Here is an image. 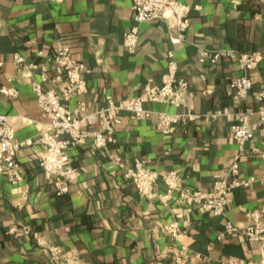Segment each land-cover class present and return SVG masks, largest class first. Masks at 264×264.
I'll use <instances>...</instances> for the list:
<instances>
[{
  "label": "crops",
  "instance_id": "0c3cea01",
  "mask_svg": "<svg viewBox=\"0 0 264 264\" xmlns=\"http://www.w3.org/2000/svg\"><path fill=\"white\" fill-rule=\"evenodd\" d=\"M181 1L191 7L183 41H170L166 21H145L139 25L137 50L128 53L122 40L132 24L131 0H0V86L11 84L18 90L13 97L0 93V112L10 115L20 139L34 137L44 121L31 86L39 69L27 64H45L51 74L58 42L89 68L83 74L85 91L68 100L72 109L82 106L94 112L106 105V95L115 101L138 95L148 77L160 81L169 53L177 75L189 83L184 106L143 103L154 111L183 114L168 135L157 128L155 112L142 119L121 112L113 142L97 148L87 140L73 147L79 175L63 195L55 193L51 178L38 167L37 145L20 149L17 179L0 173V264H44L49 254L37 246L33 233L58 246L59 258L68 257L73 264H154L157 259L168 264H229V259L244 264L260 257L258 242L242 232L248 212L264 213V121L257 114L250 116L255 135L246 141L235 175L238 181L253 180L230 190L224 216L177 201L176 193L167 203L141 198L124 176L139 157L159 172L177 171L185 188L207 189L216 173L229 168L237 150L231 116L208 114L238 106L227 90L229 80L243 72L231 59L200 63L197 46L258 50L262 58L249 71L248 104L257 106L252 92L264 89V0ZM14 52L25 59L20 71L12 61ZM82 126L99 128L97 122ZM162 187L159 183L156 189ZM224 218L239 229L219 238ZM173 221L184 230L179 239L163 229ZM12 225L27 226L30 234L13 235L7 231Z\"/></svg>",
  "mask_w": 264,
  "mask_h": 264
},
{
  "label": "built area",
  "instance_id": "2783aa9c",
  "mask_svg": "<svg viewBox=\"0 0 264 264\" xmlns=\"http://www.w3.org/2000/svg\"><path fill=\"white\" fill-rule=\"evenodd\" d=\"M61 2L63 0H49ZM190 5L181 0H131L132 24L123 35L122 44L128 53H135L139 43V25L145 21L164 20L167 22L173 43L181 42L190 25ZM197 57L200 63L215 64L219 59L235 60L242 74L229 80L227 94L238 104L231 111L214 110L209 116L228 114L231 116L230 132L232 140L237 145L236 153L226 170L216 173L212 184L207 189L185 188L182 178L175 170L159 172L148 166L144 158L135 157L130 166L125 168L124 176L131 180L137 194L141 198H158L167 203L176 193L177 201L188 200L198 205L200 209L216 216H224L228 202V194L236 185H248L253 176L243 181H238L235 175L238 171L240 158L245 154V143L254 134L250 124V116L257 114L264 121V89L252 92L257 106L248 104V96L252 87V79L249 71L256 67L262 58L258 50L239 51L233 47H220L210 49L197 46ZM23 56L14 52L12 61L20 71L24 63ZM53 69L47 74L45 64L28 63L31 69H39L38 77L31 80L32 90L35 94L41 114L44 118L42 128L34 137L20 139L15 134V129L10 121V115L0 112V173L5 172L11 179L14 169L17 167V154L20 149L29 145H37L34 159L46 177L51 178L54 191L57 195L68 192L70 183L77 180L79 175L77 167L73 164L71 149L80 146L87 140L101 148L108 142L114 141L115 125L121 112L129 113L135 119L148 117L151 113L157 114V128L163 135H168L171 128L183 114L154 111L143 106L144 102H159L173 106L187 104L189 95V83L184 77L177 75V63L171 53L168 54L166 65L161 74L160 81L155 82L148 77L142 91L135 96L113 100L111 95H106V105L98 111L85 112L82 106L70 108L68 100L71 96L81 94L86 86L83 74L89 68L77 60L70 48L58 42L55 53L52 56ZM10 81L11 78H8ZM49 86H46V84ZM0 93L8 97L16 96L17 88L11 84L0 86ZM189 115V114H187ZM190 116H199L190 114ZM98 123V129H89L82 125ZM161 183L163 187L157 190ZM248 221L243 226V234L248 240L257 241L260 249V257L251 259L244 264H264V213L261 209H253L247 213ZM163 229L175 239H179L184 230H180L177 222H169L163 225ZM239 227L230 219H223V230L218 237L226 233L237 231ZM7 231L13 235L21 236L30 234L27 226L12 225ZM33 238L38 247L49 254L44 264H73L70 258L60 259L58 246L46 244L41 236L33 233ZM229 264H234L232 259ZM154 264H168L162 259H157Z\"/></svg>",
  "mask_w": 264,
  "mask_h": 264
}]
</instances>
